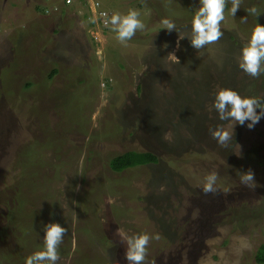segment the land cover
Masks as SVG:
<instances>
[{"label":"rangeland","instance_id":"374dc122","mask_svg":"<svg viewBox=\"0 0 264 264\" xmlns=\"http://www.w3.org/2000/svg\"><path fill=\"white\" fill-rule=\"evenodd\" d=\"M83 1L0 0V264H25L52 222L67 229L57 264H128L126 239L140 233L159 236L144 264H259L264 115L249 129L248 119L220 120L212 103L218 88L264 102V74L239 67L264 0H241L234 17L227 0L223 35L200 50L191 21L161 23L199 0H99L109 20L129 9L145 16L125 43L111 25L93 26L96 0ZM216 127L232 130L224 146ZM128 150L160 162L113 171ZM249 170L255 187L240 182Z\"/></svg>","mask_w":264,"mask_h":264},{"label":"clouds","instance_id":"9594fccd","mask_svg":"<svg viewBox=\"0 0 264 264\" xmlns=\"http://www.w3.org/2000/svg\"><path fill=\"white\" fill-rule=\"evenodd\" d=\"M66 1V0H63ZM227 0H199V7L193 12L191 18V46L195 49H202L205 45L217 41L222 35L221 22L225 19V5ZM241 0H231L229 13L235 16L240 8ZM89 18L93 26L98 25L103 30L111 25V30L116 33V39L125 43L137 32L144 28L143 22L139 19L140 13L135 9H129L127 14L114 13L111 15L107 25H104L99 10H110L99 6L88 8ZM248 14L257 18L260 13L256 7L245 9ZM242 19H246L245 17ZM163 29L169 31L176 29V24L170 19L161 21ZM175 56V55H174ZM177 59V57L175 56ZM239 67L246 74L256 77L264 74V24L257 22L252 28L250 37L241 49ZM212 108L219 114L220 120L231 118L235 123L244 125L246 119L249 123L247 127L251 129L264 115V102L255 96L241 95L231 88H218L213 99ZM259 108L260 111H255ZM231 128V126H230ZM212 137L220 146H224L232 137V130L228 128L216 127L211 129ZM216 173H210L204 178L202 190L205 193L213 192L216 184ZM240 182L249 187H255V180L251 170L243 172ZM67 229L59 223H48L43 228V249L33 252L25 258V264H57L58 245L61 243ZM150 239H159L158 234L149 236L147 233L134 234L126 239L127 248L124 253L128 264H144L146 247Z\"/></svg>","mask_w":264,"mask_h":264},{"label":"trees","instance_id":"16d2710c","mask_svg":"<svg viewBox=\"0 0 264 264\" xmlns=\"http://www.w3.org/2000/svg\"><path fill=\"white\" fill-rule=\"evenodd\" d=\"M85 2V0L83 1ZM227 7V4L225 5ZM138 10V9H137ZM187 7L177 9L175 13H172V18H175L177 21L176 28H182L181 26L188 20L191 21L193 12L188 11ZM44 13L46 10H42ZM139 19L144 23V17H139ZM191 23V22H190ZM179 25V26H177ZM57 69H53L49 77H52L54 74L57 73ZM25 86L31 87L33 86L32 82H27ZM19 100L20 99H16ZM11 105V104H10ZM9 105V106H10ZM8 108V107H7ZM9 109H14V107H9ZM160 162V157L153 151H136V150H128L122 154H118L117 156L113 157L110 161V168L115 172H121L125 169L141 166V165H148V164H158ZM255 260L259 264H264V243L260 245L256 254Z\"/></svg>","mask_w":264,"mask_h":264},{"label":"built area","instance_id":"2783aa9c","mask_svg":"<svg viewBox=\"0 0 264 264\" xmlns=\"http://www.w3.org/2000/svg\"><path fill=\"white\" fill-rule=\"evenodd\" d=\"M67 2H71V0H66ZM96 6L99 7V2H96ZM99 15L101 16L104 25L108 24V12L105 10H99Z\"/></svg>","mask_w":264,"mask_h":264},{"label":"bare ground","instance_id":"6f19581e","mask_svg":"<svg viewBox=\"0 0 264 264\" xmlns=\"http://www.w3.org/2000/svg\"><path fill=\"white\" fill-rule=\"evenodd\" d=\"M96 2H99V6H100V4H101L100 1H99V0H96V1H94V2L92 3L91 8H95V7H97V6H96ZM70 3H72V0H71V2H67V1H65V4H66V5H68V4H70Z\"/></svg>","mask_w":264,"mask_h":264},{"label":"crops","instance_id":"0c3cea01","mask_svg":"<svg viewBox=\"0 0 264 264\" xmlns=\"http://www.w3.org/2000/svg\"><path fill=\"white\" fill-rule=\"evenodd\" d=\"M126 13H127V12H126ZM140 17H145V16H143V15L141 16V15H140ZM97 33H99V32H97Z\"/></svg>","mask_w":264,"mask_h":264}]
</instances>
